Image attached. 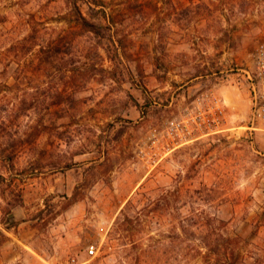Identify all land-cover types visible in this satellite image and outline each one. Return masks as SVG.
<instances>
[{"label":"rangeland","instance_id":"1","mask_svg":"<svg viewBox=\"0 0 264 264\" xmlns=\"http://www.w3.org/2000/svg\"><path fill=\"white\" fill-rule=\"evenodd\" d=\"M84 1L0 0V264H264V0Z\"/></svg>","mask_w":264,"mask_h":264},{"label":"built area","instance_id":"2","mask_svg":"<svg viewBox=\"0 0 264 264\" xmlns=\"http://www.w3.org/2000/svg\"><path fill=\"white\" fill-rule=\"evenodd\" d=\"M250 81L251 130L264 132V41L260 42L253 55V72L248 75ZM218 100H215L218 108ZM87 253L93 255L96 249L93 245L87 247ZM66 264H75L72 259Z\"/></svg>","mask_w":264,"mask_h":264},{"label":"trees","instance_id":"3","mask_svg":"<svg viewBox=\"0 0 264 264\" xmlns=\"http://www.w3.org/2000/svg\"><path fill=\"white\" fill-rule=\"evenodd\" d=\"M88 7V9H103L102 8V4H101V0H85L84 1ZM67 4L69 9H71L76 18L74 19L75 24L81 28L82 30L89 32L91 34L96 35L97 37H104L103 36V30L101 29L100 26L96 25L94 22L89 21L88 19H86L84 16H82L81 12L79 11V6H78V0H67ZM0 180H3L2 177H0ZM132 203L128 202L125 207L120 211V217L117 218L116 223L119 224V222L122 221L125 222L128 220V211L132 208ZM210 228V227H209ZM213 228V227H212ZM4 229H7V227H5ZM214 231L215 228H213ZM214 231H212L211 233V237H208L206 241V246H208V249L206 251V253L204 254V256H202V260H201V264H214V261L212 260L211 257V252H214V249L212 250L211 248H215L218 246L217 243L216 245H212L214 240V236L216 237L217 235H214ZM211 231H209L210 233ZM2 235V231L0 230V236ZM220 237V235H219ZM212 241V242H211ZM223 244L219 245L220 248L227 250V243L228 240L227 239H222ZM213 246V247H211ZM225 253V251H223ZM215 254V253H214ZM198 256L201 257L200 255V251H195L193 254H184V257L186 258L187 263H189L190 261L194 260L195 258H197ZM229 260V259H226ZM196 264V263H195ZM229 264V263H226Z\"/></svg>","mask_w":264,"mask_h":264}]
</instances>
